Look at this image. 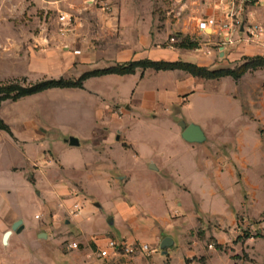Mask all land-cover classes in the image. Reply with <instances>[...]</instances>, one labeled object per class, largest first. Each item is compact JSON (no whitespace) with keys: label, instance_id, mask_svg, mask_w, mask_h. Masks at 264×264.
<instances>
[{"label":"crops","instance_id":"crops-1","mask_svg":"<svg viewBox=\"0 0 264 264\" xmlns=\"http://www.w3.org/2000/svg\"><path fill=\"white\" fill-rule=\"evenodd\" d=\"M80 2L67 4L65 13L82 20L69 32L60 35L55 29L46 35L39 26L41 32L34 36L30 24L19 19L46 6L55 8V1L0 0V82L76 80L88 71L143 59H194L195 63H189L216 70L212 64L216 53L211 47L217 42L221 46L235 43L246 57H264V35L247 39L249 26L264 27V0L236 1L234 7L231 0H171L161 24L168 32L173 30L178 40L197 41L199 48L194 50L161 46L168 38V33L156 29L160 19L154 4H162L161 0H118L107 12ZM30 3L35 6L29 7ZM233 10L244 24L239 35L229 33L228 15ZM205 18L214 19L217 26L212 32L199 33L197 23ZM202 50L209 53L202 55ZM219 50H223L219 56H225V47ZM100 63L108 66L99 67ZM86 65L97 66L78 77L68 76ZM257 73L264 78V70L245 76ZM212 81L217 80L147 69L132 75L91 77L84 81L83 89L55 88L2 102L0 119L10 133L0 130V264H264V236L257 247L250 238L238 248L230 245L234 251L228 255L215 253L211 244L205 248L211 237L214 245L235 241L240 235L238 215L244 217L246 226L248 219L264 212V199L260 206L254 202L253 186L247 184L244 198L234 172L226 169L220 179L229 178V182L221 181L217 191V169H201L193 155L170 157L166 152L135 146L133 131L142 125L128 117L136 109L167 112L165 135L155 137L182 140L173 108L182 97L181 111L195 96L210 97L215 91L205 84ZM258 85L250 86L246 97L256 111L264 109V91L262 98L254 97ZM63 94L89 100L92 120L84 135L62 136L59 125L51 120ZM113 107L123 108L125 113L121 117L111 114ZM190 123L201 127V122ZM119 136L127 148L112 143ZM70 138L78 145L70 146ZM128 153L132 166L126 162ZM247 160L254 169H264L263 156L252 152ZM74 206L79 207L76 216L71 214ZM28 212L35 214L31 217ZM17 221L21 222L20 232L11 229ZM199 229L203 236L197 235ZM7 231L10 235L3 244ZM166 237L172 244L162 249L160 243ZM109 240L144 243L153 253L150 257L141 253L124 257L109 250L106 258H100L98 252ZM71 242L78 248L68 250L66 245ZM242 251L248 260L243 259ZM203 256L206 260L201 263Z\"/></svg>","mask_w":264,"mask_h":264},{"label":"rangeland","instance_id":"rangeland-1","mask_svg":"<svg viewBox=\"0 0 264 264\" xmlns=\"http://www.w3.org/2000/svg\"><path fill=\"white\" fill-rule=\"evenodd\" d=\"M46 2L55 1L56 7L37 9L33 14H25L19 19L20 22H27L30 24V33L37 36L41 31L39 26H43L45 34L50 35L57 29L58 17L60 14H68L71 16L72 22H82L78 16H74L70 13H65L69 8L67 4L71 0H45ZM77 1V0H76ZM79 1V0H78ZM83 6H90L85 3V0H80ZM148 1V0H143ZM171 0H161L162 4H154L155 14L160 19V23L157 24L156 29L163 30V33H168L166 42L161 46L170 45V39H177L179 36L172 30L168 32L164 29V25L161 24L165 20V7L171 4ZM239 1V0H237ZM118 0H112L105 2V0H97L96 4L92 7L96 10L107 12V8L116 6ZM35 4L30 3L29 7H33ZM144 13V11H143ZM145 14L143 15V17ZM237 20V19H236ZM18 21V20H17ZM235 23L236 33L239 35L240 26L244 27L242 19H238ZM210 32V31H208ZM202 39V38H200ZM221 42H217V46L211 48L215 50L216 58L212 63L220 68H233L240 65L245 58V54L240 46H231L227 43L226 46H221ZM174 45V44H173ZM220 47H225V56H219L223 52L219 50ZM202 55L207 54V50H202ZM201 54V53H199ZM188 62L195 63L194 59H186ZM99 67L108 66L106 63H100ZM97 65H86L75 70V72L68 75L69 77H78L85 71L92 70ZM67 76V78H68ZM19 80V79H14ZM264 78L260 74L244 75L238 81L232 79H223L208 82L210 84L205 88L215 91L210 97L208 96H195L187 107H184L181 111V107L184 103L183 97L179 99L178 104L173 108V116L177 125L180 121L185 122H201V128L206 135L205 143L201 145L187 144L180 140L179 137H163L161 140L155 136L165 135L166 123L169 121L165 116L167 112L157 111L151 113L147 110L136 109L133 115L129 116V119L135 120L136 124L142 125L139 131L135 130L134 138L135 146L139 150L147 149L157 152H166L170 157L189 155L194 156V160L200 165L201 169H217V191L219 190L218 184L221 181L229 182L228 179H220V175L226 173V169H231L236 177L239 194L245 198L247 184L253 186L251 190L254 195V202L257 206L263 202L264 195V169H254L252 164L248 163L247 157L253 154L261 155L264 157V109L258 108V110H252L247 104V91L250 86L258 82L257 93L254 97H261L262 91H264ZM12 81V80H9ZM27 83V82H26ZM25 83V84H26ZM213 86V87H209ZM255 92V91H254ZM66 93V92H65ZM63 94L61 102H56V110L54 115L52 114L51 120L56 122L60 126L57 127L62 136H68L69 134L78 133L84 135L92 120V114L90 110L89 100L86 98H69ZM257 99V98H256ZM117 113L118 117H121L125 111L123 108L113 107L111 114ZM159 115L158 118H154L153 115ZM134 116V117H132ZM152 125V126H151ZM180 128V127H179ZM154 132H149L153 130ZM180 131H182L180 129ZM150 133V134H149ZM121 143L122 147L127 148V144L123 143V139L119 136L117 141L113 140V144ZM119 149V148H118ZM120 150V149H119ZM130 153H128L129 155ZM126 157V156H125ZM235 158H238L239 162ZM247 161V162H246ZM126 162L132 166V159L129 155V159ZM261 165V164H260ZM134 168V167H133ZM2 169H0L1 171ZM218 193V192H217ZM9 198L5 201L9 202ZM31 217L35 213L28 212ZM244 217L242 215L237 216V230L240 235L235 241L225 246H221V250H217L215 253L220 255L230 254L234 250L230 245L237 247L246 238L252 239L254 247L261 245L262 238L264 236V229L262 223H264V212L259 216H254L252 219H248V224L243 225ZM240 223V224H239ZM203 231L199 229L197 235L200 237ZM259 235V236H258ZM203 236V235H202ZM213 238L206 240L205 248L208 244L212 245V249L215 250ZM243 259H247V255L242 251ZM206 258L203 256L199 259L201 263H204Z\"/></svg>","mask_w":264,"mask_h":264},{"label":"trees","instance_id":"trees-1","mask_svg":"<svg viewBox=\"0 0 264 264\" xmlns=\"http://www.w3.org/2000/svg\"><path fill=\"white\" fill-rule=\"evenodd\" d=\"M174 46L176 48L185 50H194L199 48L197 41H191L187 38L180 39L174 44ZM147 69H151L156 72L181 71L193 78H199L203 80H220L223 78H231L234 81H238L248 72L264 70V57H245L243 58V62L236 67L220 68L216 70H210L206 67H200L196 64L183 61L166 62L143 59L116 64L115 66L104 69L88 71L83 73L76 80L60 78L57 80L48 79L36 83H26L25 79H19L0 82V105L2 102L7 100L15 102L23 97L35 95L49 89H83L84 81L91 77H100L111 74L119 76L132 75L137 70L145 71ZM0 130L10 133L9 128L2 122L1 119ZM215 249L221 250V246L216 244Z\"/></svg>","mask_w":264,"mask_h":264},{"label":"built area","instance_id":"built-area-1","mask_svg":"<svg viewBox=\"0 0 264 264\" xmlns=\"http://www.w3.org/2000/svg\"><path fill=\"white\" fill-rule=\"evenodd\" d=\"M97 0H85V3L93 6L96 4ZM237 0H231L232 7H234V3ZM240 2H243L244 0H239ZM228 18L231 20L230 25L228 26L229 28V33H236L235 29V23H237L238 18L235 14V11L233 10L231 13H229ZM237 19V20H236ZM76 22L71 20V16L68 14H60L58 17V22H57V33L60 35H63L67 32H69L72 28L73 25H75ZM217 23L215 22L214 19L211 18H205L200 20L197 23V30L199 33H205L207 31L212 32V28L216 27ZM241 27V26H240ZM264 35V27L261 25H252L249 26L247 29V39L248 41L257 38L259 36ZM171 44L169 46H173V44L177 43V39L171 38L170 39ZM209 53V52H207ZM79 213V207L74 206L72 215L76 216ZM66 248L68 250H75L78 248L77 243L71 242L66 245ZM112 250L114 252H117L118 254L124 256V257H133L137 253L143 254L145 257H150V255L153 253V250L149 247V245L144 244V243H125V242H117L114 240H109L107 243V246L105 249H102L98 252V256L100 258H106L108 255V251Z\"/></svg>","mask_w":264,"mask_h":264},{"label":"water","instance_id":"water-1","mask_svg":"<svg viewBox=\"0 0 264 264\" xmlns=\"http://www.w3.org/2000/svg\"><path fill=\"white\" fill-rule=\"evenodd\" d=\"M178 126L182 130L181 132V139L188 143V144H203L206 141V136L203 130L201 129L200 126L190 123L186 124L185 122L180 121ZM70 146H77L78 142L74 138H70L68 141ZM153 169V167L151 168ZM13 231L20 232L22 230L21 222L17 221L12 225L11 228ZM10 235V232L7 231L4 233L2 242L3 244H6V240L8 236ZM172 244L171 239L166 237L164 238L161 243H160V248H166L169 247Z\"/></svg>","mask_w":264,"mask_h":264}]
</instances>
